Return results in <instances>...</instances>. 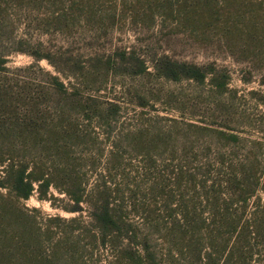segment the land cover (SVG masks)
Wrapping results in <instances>:
<instances>
[{
	"label": "rangeland",
	"instance_id": "rangeland-1",
	"mask_svg": "<svg viewBox=\"0 0 264 264\" xmlns=\"http://www.w3.org/2000/svg\"><path fill=\"white\" fill-rule=\"evenodd\" d=\"M131 5L130 0H0L1 125H17L12 108L20 117L30 110L41 138L49 134L70 143L48 145L46 157L54 155L58 171L67 161L86 187L78 205L60 189L50 186L40 194L36 185L20 203L32 209L49 245L64 248L79 240L81 258H96L94 264H107L108 253L86 245L90 228L81 227L83 235L76 237L68 220L86 223L99 211L109 158L115 157L122 173L111 179L110 201L154 209L157 236L170 238L168 222L184 208L206 218L204 226L216 219L214 205H181L173 191L184 183L169 191L170 160L186 158L197 168L202 158H233L229 164L238 166L247 158L264 170V43L238 32L225 39L224 25L202 34L169 16L138 15V10L135 15ZM200 74L203 78L192 76ZM52 76L63 85L58 93L48 86ZM11 152L22 153L18 144ZM155 182L165 189L152 201L145 193ZM192 194L185 191L186 200ZM258 195L264 201V192ZM139 221L133 222L137 243L153 231ZM194 235L203 263L211 257L218 264H264V232L237 235L208 227ZM170 247L162 241L156 246ZM240 254L247 259L239 260Z\"/></svg>",
	"mask_w": 264,
	"mask_h": 264
},
{
	"label": "trees",
	"instance_id": "trees-1",
	"mask_svg": "<svg viewBox=\"0 0 264 264\" xmlns=\"http://www.w3.org/2000/svg\"><path fill=\"white\" fill-rule=\"evenodd\" d=\"M130 1L132 5L128 9L135 15L138 10V15L148 11L152 13L151 16H169L175 23L201 31L202 34L211 33L224 25L221 27L225 39L238 32L253 43H264V0ZM137 4L138 9L135 8ZM229 25H232V28ZM192 76L203 78V74ZM51 78L48 86L52 92H60L63 85L55 81V77ZM31 102L33 103V100L29 98L28 103ZM11 111H14L13 119H17V125L4 127L0 119V189L7 191L0 192V264H94L96 258L91 261L81 258L83 249L79 240L66 242L64 248L60 244H55V248L49 245L43 238L42 226L32 209L20 203V200L31 195L35 185L40 194H45L43 191L53 186L65 192L76 205L82 202L86 187L81 177L72 173L69 163L64 160L62 169L58 171L56 165L59 162H55L54 155L50 158L44 154L48 145L57 147L61 142L68 146V139L57 140L49 134L50 138H41V130L32 120L30 110L27 114L24 112L23 117L18 116L14 108ZM3 115L0 111V116ZM12 131L15 135L9 138L8 135L12 134ZM17 144L22 153L14 155L11 151L15 150ZM114 158H109L105 165L107 178L101 191L102 204L96 206L99 211H94L93 219L86 223L76 217L68 220L72 224L71 231L78 233L76 237L83 235L80 232L81 227H84L82 231L90 228V241L86 245L97 249L104 248L109 255L107 264H218V259L211 257L207 262H202L198 249L199 239L194 235L197 231L213 227V230L237 235L264 232V201L258 195L264 192V170L247 158L242 159L241 166L229 164L233 158L227 162L218 157L213 160L214 163L210 159L202 158L197 168L187 163L186 158L180 161L177 159L178 163H172L173 159L170 160L172 184L169 191L173 186L185 184L184 188L173 191L181 205L205 203L216 207L212 213L216 219L206 226V218H201L197 210L189 211L184 208L180 218H173L168 222V233L174 234L173 238L157 236L161 228L158 215H153L154 209L140 211L134 204L131 206L130 201L125 205L123 200L110 201L113 192L109 187L111 179L122 174L117 171ZM67 174L71 177H67ZM159 184L160 182H155L149 192L145 193L151 195L152 201H156L157 194H164L165 185ZM208 187L210 189H207ZM185 191L193 192L191 201L186 200ZM169 195L167 193L166 198ZM135 218L140 220V226L144 224V220L153 229L151 233L143 234L139 243L135 241L138 236V228L133 223ZM75 222L82 226H73ZM164 229L167 230L168 227ZM62 237L67 236L62 234ZM158 241L173 247L157 249ZM241 258L247 259L245 255L240 254L239 260H242Z\"/></svg>",
	"mask_w": 264,
	"mask_h": 264
}]
</instances>
